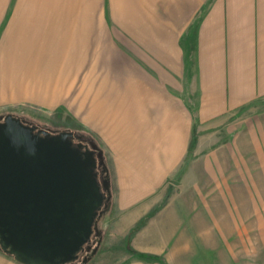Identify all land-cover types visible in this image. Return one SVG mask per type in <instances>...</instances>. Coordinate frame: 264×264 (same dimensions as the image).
<instances>
[{
    "label": "rangeland",
    "instance_id": "374dc122",
    "mask_svg": "<svg viewBox=\"0 0 264 264\" xmlns=\"http://www.w3.org/2000/svg\"><path fill=\"white\" fill-rule=\"evenodd\" d=\"M213 2L24 0L20 9L11 7L3 15L0 9V118L12 115L52 135L72 133L76 142L96 151L105 169L97 252L85 264H264V211H203L199 198L207 191L215 205L219 173L204 164L219 159L222 151L232 161L226 167L231 186L247 179L264 183V101L231 117L224 130L208 133L196 123L199 93L193 73L184 76V65ZM36 56L40 63L31 58ZM19 66L22 73L15 70ZM28 70L32 73L25 74ZM137 82L157 92L127 98L136 95ZM168 98L179 115L191 111L196 132L190 137L189 120L181 121L186 132L176 145L181 151L192 140L191 151L187 163L180 157L164 175L160 163L175 159L166 151ZM147 113L150 121L135 119ZM234 143L245 150L240 161L245 168L237 164L238 152L230 151ZM169 183L181 199V211L153 210L143 218L138 211H121L123 187L130 197L147 189L159 196ZM157 195L146 202H155ZM0 264L19 263L0 251Z\"/></svg>",
    "mask_w": 264,
    "mask_h": 264
},
{
    "label": "crops",
    "instance_id": "0c3cea01",
    "mask_svg": "<svg viewBox=\"0 0 264 264\" xmlns=\"http://www.w3.org/2000/svg\"><path fill=\"white\" fill-rule=\"evenodd\" d=\"M23 1L0 0V9H3L1 14L3 15L5 12L9 13L11 7L13 9L17 7L19 9L22 8ZM207 1L197 0L198 3L200 2V6L201 2L205 3ZM194 40L196 42L194 49H189L188 52L190 53L187 55L186 67L184 65V76L187 74L186 71L193 73V84L195 90L199 93L196 123L201 128L203 127L202 131L208 133L220 128L224 130V126H228V120L231 117L236 116L241 110L249 108L250 111L255 103L264 101V0H214L207 16L198 26ZM37 54L39 56L43 55L40 51ZM173 57L172 63L173 61L174 63L177 62L175 54ZM31 58L35 59L36 62L40 60V57L37 56ZM46 63L49 62L47 61ZM20 64L25 65V63H22V60H20ZM28 64L29 68H31V64L27 62V66ZM177 68L176 66V70ZM21 69L22 67L19 66V69L15 70L21 72ZM29 73H32V70L25 72V74ZM141 88L144 87L140 86L137 82L135 88L136 95H128L127 98H140L144 94L151 96L152 93L157 92ZM140 89L141 91H139ZM153 99L157 101L158 99L161 100L159 93ZM162 100L165 101V97ZM166 100L168 102L167 106H164V108L166 107L164 119L169 120V122H167V128H164V131H167V134L171 136V139H167V142L165 141L170 146L166 151L175 153V159H169V163L167 161L160 163L164 169V175L169 173L170 168L176 167L180 157L183 156V164L187 163L188 153L191 151L192 140L187 149L182 148L181 151L179 146L176 145L181 143L180 137L186 132V125L183 128L181 121L183 119L189 120L190 132H188V135L190 137L196 132L195 123H193L195 119L191 111L187 110L186 113L180 112L181 115H179L178 112L171 109V105H174V102L170 98ZM125 102H127V99ZM128 103L130 102L128 101ZM160 103L162 104L161 101ZM140 104L142 105V103ZM142 110L145 113L143 108ZM151 115L149 116L147 113V115L143 114L133 118H140V120L148 122ZM232 133V131H228L227 134ZM229 145L231 146V152H238L239 159L237 160V164L242 167L241 164L243 165V163L240 161L242 158H246L243 153L245 150L238 143ZM176 150L178 151L176 152ZM183 151L184 154L182 153ZM240 152L243 154L242 156H240ZM218 155L219 159L208 160V164H204L209 170L210 168L216 169L221 175L216 174L215 176V180L219 185H217L218 198H215V205L208 202L207 191L203 192L204 194L202 195L199 194V198L202 200L201 206H203L201 208H203V211H211V209L213 211H264V183L260 185L253 179H247L242 182L235 181L234 183H236L237 187L231 186L226 167L232 161L229 160V154L226 151H222ZM195 161L192 160L189 166H186L187 169ZM193 170H196V168ZM164 180L159 183H163ZM257 180L259 182V179ZM174 187L173 184L169 183L168 187L164 188L166 191H162L159 196L157 195L158 193H155L154 189V192L153 190L150 192V189H147L142 194L138 192L133 193L131 197L128 195V187H123L119 200L120 209L121 211H138L142 218L153 210L181 211V199L174 194ZM155 195L158 196V199H153L155 202H146L147 199L153 198ZM218 200L220 202L222 200L223 202L219 203ZM255 206L257 207L256 209H254ZM219 208L223 209L220 210ZM243 208L246 210H243ZM140 218L139 220H141ZM156 257H159L161 262H163L164 258L162 255H157Z\"/></svg>",
    "mask_w": 264,
    "mask_h": 264
},
{
    "label": "water",
    "instance_id": "95a60500",
    "mask_svg": "<svg viewBox=\"0 0 264 264\" xmlns=\"http://www.w3.org/2000/svg\"><path fill=\"white\" fill-rule=\"evenodd\" d=\"M34 130L12 115L0 124L3 251L9 248L19 264H69L97 229L106 204L92 170L95 158L88 149H73L72 133L43 131L50 138L40 139Z\"/></svg>",
    "mask_w": 264,
    "mask_h": 264
},
{
    "label": "flooded vegetation",
    "instance_id": "af4514ba",
    "mask_svg": "<svg viewBox=\"0 0 264 264\" xmlns=\"http://www.w3.org/2000/svg\"><path fill=\"white\" fill-rule=\"evenodd\" d=\"M5 119V118H4ZM4 119H0V124H3L4 123ZM44 130H41L37 127H35V130H34V136H39L40 139H47V138H50V136H43L41 132H43ZM50 134V133H49ZM52 137L54 135L50 134ZM71 143H72V147L74 150L78 151L79 153H84L87 149L89 151H91L93 153V156L95 158V164H96V167L93 168V172H94V175L97 179V182H98V185L101 187V191L104 195V198L107 197V193L105 194V189H104V186L107 185L108 181L106 180V176H105V169L103 167H101V162L100 160L98 159V154L96 153V151H93L91 149V147L89 145H85V144H82V143H79V142H76L75 141V137H73V139H70ZM103 209V207H102ZM102 209L98 212V216L97 218L95 219V222L97 219H99V214L101 212H104L102 211ZM104 215V214H103ZM98 221V220H97ZM99 223V222H98ZM95 225V224H94ZM99 225V224H98ZM95 234H96V230L93 229V235L91 236V238L87 241V243L84 245V247L82 248V250L77 254L76 256V259L69 263V264H76L79 262V259L80 258H87L89 259V256L91 254H93L94 250L96 249L97 246L94 245V238H95ZM3 248H4V242H3V239H2V235L0 234V251L2 253H4L5 255L7 256H10L8 254V251L10 250L9 248H7V251L5 253V251H3ZM84 260V259H83Z\"/></svg>",
    "mask_w": 264,
    "mask_h": 264
},
{
    "label": "trees",
    "instance_id": "16d2710c",
    "mask_svg": "<svg viewBox=\"0 0 264 264\" xmlns=\"http://www.w3.org/2000/svg\"><path fill=\"white\" fill-rule=\"evenodd\" d=\"M137 255H138L139 257H142V256H143V257H147V258H155V259L161 261L160 258H159V257H156V256H150V255H144V254H142V255H141V254H137Z\"/></svg>",
    "mask_w": 264,
    "mask_h": 264
}]
</instances>
